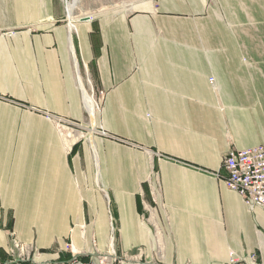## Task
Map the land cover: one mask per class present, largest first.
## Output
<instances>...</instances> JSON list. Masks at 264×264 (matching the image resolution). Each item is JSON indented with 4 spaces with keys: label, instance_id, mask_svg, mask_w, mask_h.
<instances>
[{
    "label": "crops",
    "instance_id": "1",
    "mask_svg": "<svg viewBox=\"0 0 264 264\" xmlns=\"http://www.w3.org/2000/svg\"><path fill=\"white\" fill-rule=\"evenodd\" d=\"M131 9L85 21L64 0H0V264L12 239L39 264L68 260L67 242L95 263L110 241L124 264H264V208L199 170L264 146V0ZM46 112L107 136L91 154Z\"/></svg>",
    "mask_w": 264,
    "mask_h": 264
},
{
    "label": "built area",
    "instance_id": "2",
    "mask_svg": "<svg viewBox=\"0 0 264 264\" xmlns=\"http://www.w3.org/2000/svg\"><path fill=\"white\" fill-rule=\"evenodd\" d=\"M209 81L212 83L213 78ZM92 89V88H91ZM92 96L93 90L90 92ZM46 118L56 121L58 126L63 124L72 126L70 119L60 117L51 113H44ZM59 132L61 130L57 127ZM224 174L219 170L202 169L199 170L214 176L221 181L231 191L236 192L248 207L259 206L264 208V146L255 145L244 149H229L221 162ZM64 250L69 252L70 258L64 261L54 260L50 264H124V259L120 258L114 248H110L109 255L105 256L102 253H97L96 262L81 261V251L75 249L72 243H64ZM7 254L11 257V262L3 264L17 263L22 261L37 262V258L41 255L35 247L30 244H24L17 239H12L10 247L7 249ZM251 258L255 260V255ZM242 259L230 255L226 264H239ZM150 264V263H141Z\"/></svg>",
    "mask_w": 264,
    "mask_h": 264
},
{
    "label": "rangeland",
    "instance_id": "3",
    "mask_svg": "<svg viewBox=\"0 0 264 264\" xmlns=\"http://www.w3.org/2000/svg\"><path fill=\"white\" fill-rule=\"evenodd\" d=\"M143 1H146V0H78L77 6L73 11L72 17L80 18V17H83L85 15H89L90 17L91 16L95 17L97 14H99V13L102 14L104 12L105 13H114V12H119V11H123V10L131 11L132 10L131 8H133V6H135L137 3L143 2ZM65 7H66V2H65ZM83 82L85 84V87H86L88 93L90 94V92L92 91L90 83L87 81V79H84ZM93 95H94V93H93ZM93 98H94V101L96 103V108H97L98 104L96 102L97 100L95 98V95L93 96ZM96 108H95V110H96ZM58 116H60V115H58ZM60 117H62V116H60ZM50 121L53 123V125L57 131L59 130L57 127H59L61 131L63 130V132H61V133L58 131V133H60L61 136L64 137V133H65L69 136V138L76 139V140H85L89 145H90V141L92 139L93 134L99 133V134L107 136L106 131H104L102 128H97L94 125H91L89 123L81 124V122H79V121L70 120L72 122V126L65 125V124H63L62 126H58L56 124L55 120L53 121L52 119H50ZM65 130H66V132H65ZM90 153L92 154L91 145H90ZM92 167H93L92 177L95 178L96 167H94V163H93ZM97 180L98 179H90L91 183H88V190L89 191H92L95 189L98 190V192L100 193V195L103 197V199L105 201L104 207H105L106 211L108 212L109 208L111 209V201H110V199H108L111 196V189H107V188L103 187L101 182H99V184H97V182H96ZM105 193H107L108 198L105 196ZM108 216H109V214H108ZM110 235L113 236V233L111 231H110ZM110 251L111 250L109 248L106 253H102V254L107 256V255H109L108 253ZM114 251H115V249H114Z\"/></svg>",
    "mask_w": 264,
    "mask_h": 264
},
{
    "label": "bare ground",
    "instance_id": "4",
    "mask_svg": "<svg viewBox=\"0 0 264 264\" xmlns=\"http://www.w3.org/2000/svg\"><path fill=\"white\" fill-rule=\"evenodd\" d=\"M66 2V14L69 18L72 17L73 15V11L74 9L76 8L77 6V3H78V0H65ZM72 26V25H71ZM71 52V51H70ZM76 76H77V81H78V84H79V87L81 89V93H82V102H83V105L85 107V109L88 111V113L91 114V116L93 115L94 113V110L96 108V103L94 101V98L92 97L91 94L88 93L86 87H85V84H84V80L81 78V76L79 75V72H78V69H77V66H76ZM76 81V82H77ZM88 81V80H87ZM89 82V81H88ZM91 84V83H90ZM89 114V115H90ZM90 116V117H91ZM91 124V123H90ZM63 132V130L61 131ZM66 132V130H65ZM69 132V131H68ZM63 134V133H62ZM71 135V134H70ZM73 136V135H72ZM64 137L67 138L69 137L67 134L64 133ZM107 197V196H106ZM110 246H111V249H112V243L110 241Z\"/></svg>",
    "mask_w": 264,
    "mask_h": 264
},
{
    "label": "trees",
    "instance_id": "5",
    "mask_svg": "<svg viewBox=\"0 0 264 264\" xmlns=\"http://www.w3.org/2000/svg\"><path fill=\"white\" fill-rule=\"evenodd\" d=\"M80 260L81 261H89V259H88V256H81L80 257ZM30 262H27V261H22V262H17V263H10V264H29Z\"/></svg>",
    "mask_w": 264,
    "mask_h": 264
},
{
    "label": "water",
    "instance_id": "6",
    "mask_svg": "<svg viewBox=\"0 0 264 264\" xmlns=\"http://www.w3.org/2000/svg\"><path fill=\"white\" fill-rule=\"evenodd\" d=\"M90 19V16L89 15H85V16H83V17H80V20H85V21H87V20H89Z\"/></svg>",
    "mask_w": 264,
    "mask_h": 264
}]
</instances>
